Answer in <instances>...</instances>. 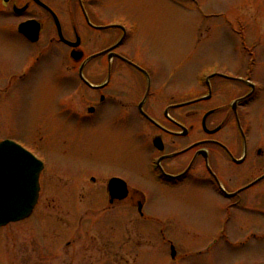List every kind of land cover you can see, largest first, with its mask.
<instances>
[{
	"label": "rangeland",
	"instance_id": "1",
	"mask_svg": "<svg viewBox=\"0 0 264 264\" xmlns=\"http://www.w3.org/2000/svg\"><path fill=\"white\" fill-rule=\"evenodd\" d=\"M197 1L173 5L170 0H102V10L117 15L119 23L125 22L132 31L126 52L155 77L170 79L168 94L195 88L191 78L202 67L200 73H207L214 63L237 69L254 62L258 100L251 111L258 145H264V0ZM1 34L0 142L20 144L44 162L45 171L32 216L0 228V264H264V244L258 247V239L250 235H258L259 218L232 211L225 241L223 212L198 188L158 190L133 174L130 184L149 198L150 220L141 221L128 206L104 211L108 205L101 182L90 179L114 173L113 164L119 162L139 170L142 156L125 153L120 144V139L131 136V129L122 131L102 117L97 124L79 127L62 111L65 98H59L77 83L76 69L67 66V75L61 64L63 77H74L69 90L54 70L51 74L54 57L67 54L57 53V48L45 54L52 58L41 59L22 79L19 75L27 67L21 64L29 49L11 34ZM97 66L85 71L90 84L100 77ZM138 77L119 65L115 79L121 100H129V83ZM94 94L86 89L72 102V109L88 115L87 109L95 107ZM258 205L264 206V184L258 188Z\"/></svg>",
	"mask_w": 264,
	"mask_h": 264
},
{
	"label": "flooded vegetation",
	"instance_id": "2",
	"mask_svg": "<svg viewBox=\"0 0 264 264\" xmlns=\"http://www.w3.org/2000/svg\"><path fill=\"white\" fill-rule=\"evenodd\" d=\"M170 1L173 5L198 4L197 0ZM105 14L102 0H0L3 35L0 34H11L29 49L28 56L23 58L26 62L22 60L21 64L27 67L19 75L22 79L41 59L52 58L45 54L61 49L57 53L67 55L54 57L51 74L54 70L66 90L75 81L74 77H63L62 69L69 75L67 66H72L78 75L73 89L59 96L66 100L62 111L79 127L97 124L102 117L122 131L131 129V136L120 139V144L125 153L132 151L142 156L139 170L136 172L130 163L119 162L113 164L117 169L114 173L97 180L89 177L91 183L101 182L108 205L103 210L128 206L135 209L141 221L150 220L146 214L149 198L145 191L130 184L133 174L136 180L158 190L198 188L211 195L223 212L220 225L225 241L233 220L232 211L259 218L258 235H250L258 239L261 248L264 206L258 205V188L264 184V145H258V127L251 111L258 100V85L254 83L255 71L251 67L254 62L237 69L226 63H214L207 73H200L205 69L202 67L191 78L195 88L182 94H168L166 87L170 79L155 77L149 67L129 55L125 49L131 42L132 31L125 22L119 23L117 15ZM103 20L109 22L102 24ZM21 25H26L25 34L19 32ZM104 41L106 44L102 46ZM73 53L78 61L72 57ZM92 65H99L100 77L90 84L85 71ZM119 65L139 76L129 83L127 101L120 99L116 87L120 84L115 79ZM86 89L95 93V107L87 109L88 115L72 109V102ZM136 96H140L137 101ZM113 179L122 182L111 187L113 195L125 194L121 201L110 198L109 182Z\"/></svg>",
	"mask_w": 264,
	"mask_h": 264
},
{
	"label": "water",
	"instance_id": "3",
	"mask_svg": "<svg viewBox=\"0 0 264 264\" xmlns=\"http://www.w3.org/2000/svg\"><path fill=\"white\" fill-rule=\"evenodd\" d=\"M24 27H20L21 33ZM42 170L43 164L16 143L9 140L0 143V228L31 216L38 202ZM117 182L120 180L110 182V190ZM111 197L121 200L125 195ZM172 256H175L173 248Z\"/></svg>",
	"mask_w": 264,
	"mask_h": 264
}]
</instances>
